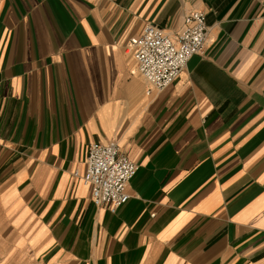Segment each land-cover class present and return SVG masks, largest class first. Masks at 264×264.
<instances>
[{"label": "crops", "instance_id": "obj_1", "mask_svg": "<svg viewBox=\"0 0 264 264\" xmlns=\"http://www.w3.org/2000/svg\"><path fill=\"white\" fill-rule=\"evenodd\" d=\"M206 13L204 51L152 90L128 50ZM116 140V212L82 175ZM0 264H264V0H0Z\"/></svg>", "mask_w": 264, "mask_h": 264}, {"label": "built area", "instance_id": "obj_2", "mask_svg": "<svg viewBox=\"0 0 264 264\" xmlns=\"http://www.w3.org/2000/svg\"><path fill=\"white\" fill-rule=\"evenodd\" d=\"M208 33L206 13L195 10L185 16L184 27L175 37L153 23H148L141 35L131 37L128 50L137 61L140 75L150 84L147 94L168 88L191 58L204 51ZM137 170L138 166L119 143L111 140L91 143L86 169L82 175H76L91 188L97 207L116 212L130 198L127 187Z\"/></svg>", "mask_w": 264, "mask_h": 264}]
</instances>
